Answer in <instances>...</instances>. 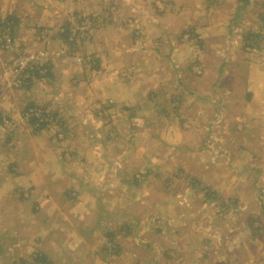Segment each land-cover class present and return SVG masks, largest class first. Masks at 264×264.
Instances as JSON below:
<instances>
[{"label": "rangeland", "instance_id": "1", "mask_svg": "<svg viewBox=\"0 0 264 264\" xmlns=\"http://www.w3.org/2000/svg\"><path fill=\"white\" fill-rule=\"evenodd\" d=\"M50 1L58 5L69 2ZM164 1L175 4L174 0ZM77 2L72 0V6ZM178 2L190 6L180 11L170 7L173 13L164 12L168 19L175 15L186 19L181 34L187 35L185 31L193 32L192 29L200 33L199 45H196L199 53L193 56L199 64L187 69L185 61L182 72L187 69L189 76L178 72L180 80L178 76L172 77L169 86L191 91L192 97L219 102V107L213 109L224 104L234 105L231 119H246L248 114L244 111L248 105L257 109L262 104L264 109V0ZM156 12L161 14L160 10ZM68 14L67 20L56 29L71 51L70 57L64 60L70 67L98 72L73 81L104 82L112 73L102 69L111 61L96 58L92 52L100 17L82 16L79 12L77 16L73 11ZM17 32L12 34L7 28L0 37L3 45L0 54H8L0 59V88L4 87L0 97L10 101L16 92L28 89L33 78L49 82L47 76L52 68L46 50L49 40L41 35L34 49L24 48L18 44ZM28 34L23 31L21 36L28 37ZM7 37L12 39L8 49L4 48ZM30 54L36 55L37 62L43 66L29 71L23 84L16 86L8 63L12 58ZM131 77L135 75L126 71L121 81L128 82ZM134 82L138 88L139 81ZM178 98L157 97L154 103H149L150 110L144 106L145 102L143 106L137 104V108L124 106L127 111L121 118L117 115L122 113L123 106L108 109L113 100L106 101L99 110L92 103L89 107L85 104L81 113L98 115L101 111L102 115L92 123L93 127L102 128L96 131L103 134L98 139L84 137L90 133V125L77 128L76 136L72 131L65 138L63 130L65 127L72 130L73 122L71 126L65 119L67 125H64L61 110L45 104H36L35 108L43 114L34 125L31 124L33 116L26 115L28 102L15 103L11 121L5 119L4 111L0 121L5 120L7 134H0V144L8 147L3 154L14 157L15 147L22 151L20 147L29 145L30 152L24 155L21 170L24 173L28 170V157L35 148L40 151L41 165L36 163L33 175H39L35 177L39 178V186H18V194L22 195L17 199L19 202L8 198L0 205V209L14 212V218H5L8 228L17 223L16 207L23 216V223L19 219L23 232L9 234V247L7 252L0 251V264H6L5 261L12 264H264V138L253 136L258 135L260 123H264V114L258 121V116L254 117L256 122L233 120L230 125L236 130L243 128L239 137L209 140L207 144L195 139V145L203 147L204 152L191 156L189 162L195 156L218 162L213 169L195 177L196 184H203L193 186L199 192L196 196L191 191V183L182 177L183 157L178 159L172 153L182 141L175 135L181 117L178 111L183 109ZM43 122L46 125L39 129ZM166 132L171 133L168 139L161 138ZM231 142L237 147V155L233 157L226 155L224 149ZM58 165L69 168L66 178L47 180L50 176L47 173L61 171L57 170ZM7 167L9 171L21 173L17 162L9 161ZM69 172L73 174L68 176ZM192 174L188 176L190 181ZM16 176L9 174V181L16 180ZM88 182L91 185H86ZM31 189H34L32 193ZM54 200H57V211L52 209ZM1 236L6 235L0 233ZM97 252L110 259L109 262L99 263L95 259ZM41 258L45 260L40 261Z\"/></svg>", "mask_w": 264, "mask_h": 264}, {"label": "crops", "instance_id": "2", "mask_svg": "<svg viewBox=\"0 0 264 264\" xmlns=\"http://www.w3.org/2000/svg\"><path fill=\"white\" fill-rule=\"evenodd\" d=\"M61 2H63V0H61ZM174 2L175 4L173 5L170 1L164 0H78L76 5L72 6V0H69L68 4L65 5H58V3L51 2L50 0H43L42 3L29 1L27 2L28 4L24 0H0V37L5 32L4 30L6 28L4 26H8L12 34L18 31L16 36L19 34L18 38L20 40L18 44H20V46L34 49L37 44L38 36L43 35L42 37L49 40L46 50L48 51L52 64V68L47 76L49 82H39L40 80L33 78L34 82H32V85L23 92H16L11 101L8 100V98L2 99L0 97V115L5 111L7 114L5 119H10L11 121L10 114L15 113V103L28 102V107L36 104H45L54 109L61 110L63 114L62 122L64 125H67V122L69 124L73 122L74 128H72V130L67 127L63 130L65 138H68L70 133L72 134V131L76 136L77 128L90 125L91 135H89V133L84 137L91 136L90 139L93 137L98 139L102 137L103 134L100 135L96 131L102 128H100L99 125L93 127L92 123H94V120L98 119L101 111H99V116L87 111L81 113L85 104L86 107H89V104L92 103L99 110V108L103 109V106L107 104L106 101L110 103V100H113L114 104L111 103L110 108H108L113 110L118 105L123 107L136 106L137 108V104L140 103L143 106L145 102L144 106H146V109L150 110L149 103H154L157 97L158 99L168 98V100L171 97H179V106L183 109L178 111L181 117L179 119L180 123H177L178 130L175 135L181 138L182 141L177 143L172 149L174 151L172 153L175 154L178 159L183 157L184 162L180 165V171L183 169L182 177L191 183V191L197 196L199 192L195 191L193 186L198 187L203 184L201 182L196 184L197 179L195 177L213 169L218 162H211L208 158L206 161H203L202 157L197 158V156H195L192 162H189L191 156L193 157L194 155L204 152L203 147H197V145H195V139L197 141L201 140V143L207 144L209 140L217 141V139L225 140L232 136L239 137L241 135L239 132L243 128H238V130H236L234 126L230 125L233 120L237 119L230 118L231 109L235 107L234 105L224 104L222 108H218L219 102L212 103L211 99L209 100L207 97H192L193 92L191 91H179L180 87L172 88L169 86L171 80H173L172 77L178 76V79L181 75H186L188 77L189 72L187 69L191 67L196 68L195 65L199 64V61H194L196 57L193 59V56L195 52L197 54L199 53V50L196 49H198L197 46L199 45L198 39L201 37L196 29H194L195 31L192 29L193 32L185 31L187 35L181 34L182 30H184L183 26L187 23L182 15H175V18H167L165 12L167 10L169 12L170 7L173 10L177 9L180 11L186 8V6H190L178 2V0H174ZM158 10H160L159 13L161 14H157L156 11ZM67 11L68 13L73 11V14L77 16L79 12L82 16L96 15L100 17L98 30L92 40V52H95L94 56L96 58H103L106 61H111L104 64L102 69L112 73L104 82L97 81L90 84H83L73 81L78 80V78L85 79L87 75L91 76V74H97L98 72L89 71L90 69L88 70L84 67H70L64 60L70 57L69 54H71V51L63 42V36L59 35L56 29L60 23L67 20V16L69 15ZM170 12L173 13V11ZM23 31L29 33L28 37L21 36ZM32 32L34 33L32 34ZM30 35L32 37L28 39ZM74 46L75 45L70 47ZM164 48L169 52H164ZM7 56V53H1L0 59L6 58ZM196 60L198 59L196 58ZM185 61L188 63V67L182 72ZM126 71H131L132 74L135 75V77L129 79V83L121 81V76H123V73ZM178 72H182L181 75ZM135 78L139 81L138 88L137 85L134 84L136 83L134 82L136 81ZM56 80L58 81L56 82ZM69 80H72V82H67ZM64 87H67V89ZM3 90L4 87L0 88L1 96ZM183 92L186 95H183ZM9 102H11V105ZM215 106L218 107L213 109ZM28 107H26V109ZM127 107H124L122 113L117 115L118 118L124 117L123 112L127 111ZM158 109L159 108L154 110L157 111ZM22 112H24V109ZM244 112L248 114L246 119L241 118V120H239L238 118L236 121L251 120L256 122L253 118L258 116V121L260 120V116L264 114L263 105H259L257 109H253L248 105ZM114 117L115 115H113V118ZM1 122L2 120L0 121V134L5 132L4 124L6 123L5 120ZM260 124L261 127L258 135L253 136L263 140L264 123L261 122ZM260 124L258 125L260 126ZM171 125H173V123L169 126ZM169 126L167 129H169ZM4 134H7V132ZM169 134L171 133L166 132L160 137H167L168 139ZM5 147L8 146L0 144V205L3 200L8 198L12 200L22 198V195L20 193L19 195L16 189L18 186L21 188L22 186L29 187L33 184H35V186L40 185L38 184L39 178H35L39 175L33 176L34 171L37 169L36 163H39V166L41 165L39 161L40 151L38 152L35 148L32 155L28 157L29 168L26 173H24L25 171L21 170V168L23 166V161H25L24 155L30 152L29 145L22 148L20 147L21 150L23 149L22 151H19L18 148L15 147L14 152H16V154H14V157L5 156L3 154L6 150ZM224 149L228 156L230 155L233 157L237 155V147H234L232 142L229 145L226 143ZM246 149H248L247 146ZM9 161L17 162L21 173H14L12 170L9 171L7 167ZM57 162L60 163L58 159ZM58 167L57 170L61 171L55 174L47 173V175H50L47 177V180L50 178H59V180H61L60 178H66L64 176L69 168L65 165H58ZM62 172L64 175L61 177ZM192 172L195 180L192 178L190 181L188 176H190ZM9 174L18 176H16V180L9 181ZM72 174L73 172H69L68 176ZM51 181L54 180L48 182ZM58 181L54 182L57 183ZM204 181L208 183L206 177H204ZM86 185H91V183L88 182ZM22 191L23 189L21 192ZM33 191L34 189H31V193ZM17 202L19 201L17 200ZM56 203L57 200L52 202V209L54 211H57ZM7 216H12V218H14V212L9 211L7 208L5 210L1 208L0 233L6 235L0 237L1 254L4 253L5 250L7 252L9 247V234L19 235V233L23 232L21 226V223H23V216L19 208L16 207L17 223H15L12 228L7 227L8 224L5 222ZM19 219H21V223H19ZM103 219L104 213L101 216V220ZM93 230L94 229H92V231ZM3 239L5 241H3ZM110 243L114 244V241L111 240ZM103 252L104 248L102 250V253ZM96 255L97 257L95 259H97L99 263H108L110 260L99 252H97ZM6 260H8V258ZM5 263L12 264L8 261H5Z\"/></svg>", "mask_w": 264, "mask_h": 264}, {"label": "built area", "instance_id": "3", "mask_svg": "<svg viewBox=\"0 0 264 264\" xmlns=\"http://www.w3.org/2000/svg\"><path fill=\"white\" fill-rule=\"evenodd\" d=\"M12 39L10 37H7L6 44H4V48H9L11 44ZM1 49H3V45L1 46ZM8 66H10L11 74H12V80L16 86H21L23 84V80L25 78V75L29 71H35L40 69L43 64H40L37 62L36 55L30 54V55H21L17 58H12V60L9 61ZM34 107H30L28 111L26 112L27 116H35L37 119H41V115L43 114L39 109ZM44 116V115H43Z\"/></svg>", "mask_w": 264, "mask_h": 264}, {"label": "trees", "instance_id": "4", "mask_svg": "<svg viewBox=\"0 0 264 264\" xmlns=\"http://www.w3.org/2000/svg\"><path fill=\"white\" fill-rule=\"evenodd\" d=\"M4 27L6 28L5 31L7 30V28L9 29L8 26H4ZM66 33H67V32H66ZM66 33H65V34H66ZM65 34H64V36H66ZM34 106H36V105H34ZM34 106H30V107H34ZM30 107H29V108H30ZM27 111H28V110H26V112H27ZM35 121H39V119H37L35 116H33V117H32V120H31V124L34 125V124L36 123ZM45 125H46V124H45L44 122L41 123V124L39 125V126H40L39 129L42 128V127L45 126ZM198 187H202V185H200V186H198ZM201 191H203V190H201ZM214 199L216 200L215 197H214ZM44 260H45V258H41V259H40V261H44Z\"/></svg>", "mask_w": 264, "mask_h": 264}, {"label": "bare ground", "instance_id": "5", "mask_svg": "<svg viewBox=\"0 0 264 264\" xmlns=\"http://www.w3.org/2000/svg\"><path fill=\"white\" fill-rule=\"evenodd\" d=\"M11 22V21H10Z\"/></svg>", "mask_w": 264, "mask_h": 264}]
</instances>
